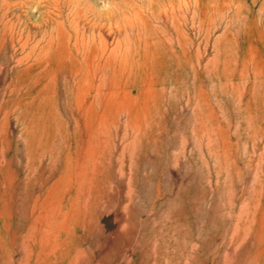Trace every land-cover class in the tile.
Listing matches in <instances>:
<instances>
[{"label":"rangeland","instance_id":"rangeland-1","mask_svg":"<svg viewBox=\"0 0 264 264\" xmlns=\"http://www.w3.org/2000/svg\"><path fill=\"white\" fill-rule=\"evenodd\" d=\"M0 264H264V0H0Z\"/></svg>","mask_w":264,"mask_h":264}]
</instances>
